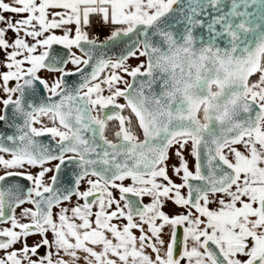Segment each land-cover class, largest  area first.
Segmentation results:
<instances>
[{
    "label": "snow or ice",
    "instance_id": "6c2138e0",
    "mask_svg": "<svg viewBox=\"0 0 264 264\" xmlns=\"http://www.w3.org/2000/svg\"><path fill=\"white\" fill-rule=\"evenodd\" d=\"M0 264H264V0H0Z\"/></svg>",
    "mask_w": 264,
    "mask_h": 264
}]
</instances>
